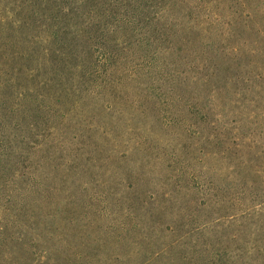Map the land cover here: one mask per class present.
<instances>
[{
  "label": "rangeland",
  "instance_id": "obj_1",
  "mask_svg": "<svg viewBox=\"0 0 264 264\" xmlns=\"http://www.w3.org/2000/svg\"><path fill=\"white\" fill-rule=\"evenodd\" d=\"M0 264H264V0H0Z\"/></svg>",
  "mask_w": 264,
  "mask_h": 264
}]
</instances>
